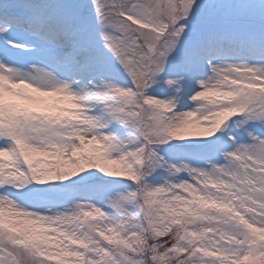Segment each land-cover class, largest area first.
Segmentation results:
<instances>
[{
	"label": "snow or ice",
	"instance_id": "obj_1",
	"mask_svg": "<svg viewBox=\"0 0 264 264\" xmlns=\"http://www.w3.org/2000/svg\"><path fill=\"white\" fill-rule=\"evenodd\" d=\"M0 264H264V0H0Z\"/></svg>",
	"mask_w": 264,
	"mask_h": 264
}]
</instances>
